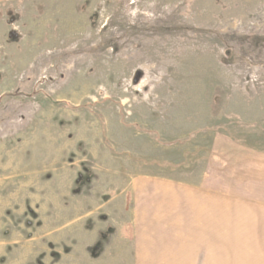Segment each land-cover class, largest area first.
<instances>
[{
  "label": "rangeland",
  "instance_id": "1",
  "mask_svg": "<svg viewBox=\"0 0 264 264\" xmlns=\"http://www.w3.org/2000/svg\"><path fill=\"white\" fill-rule=\"evenodd\" d=\"M182 189L220 240L139 261ZM0 264H264V0H0Z\"/></svg>",
  "mask_w": 264,
  "mask_h": 264
},
{
  "label": "crops",
  "instance_id": "2",
  "mask_svg": "<svg viewBox=\"0 0 264 264\" xmlns=\"http://www.w3.org/2000/svg\"><path fill=\"white\" fill-rule=\"evenodd\" d=\"M148 192L149 200L147 202H150L153 212L149 211L150 213L143 214L142 222L140 220V223L145 227L139 235L140 239H148L149 241L145 244L140 242L139 261L178 260V257L171 254L172 247L167 248V245L170 246L171 243L162 246L161 242L158 241L161 238L156 231L157 225H186L185 228L181 227L182 233L186 232L188 228L190 231L188 235L193 233L192 238L197 239L198 242L207 239L208 237H203V235L207 233L209 227H213L217 229L218 240H220V236H222L220 227L227 223L226 199L220 193L199 189L195 191L182 189L179 195L177 191H164L169 192V196L163 192L162 200H159L160 193ZM144 248H150L147 250L148 253H145Z\"/></svg>",
  "mask_w": 264,
  "mask_h": 264
}]
</instances>
